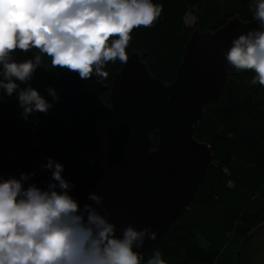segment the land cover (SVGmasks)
Segmentation results:
<instances>
[{
	"label": "water",
	"instance_id": "95a60500",
	"mask_svg": "<svg viewBox=\"0 0 264 264\" xmlns=\"http://www.w3.org/2000/svg\"><path fill=\"white\" fill-rule=\"evenodd\" d=\"M259 29V21L237 15L215 31L195 29L170 84L154 78L139 53H131L113 77L109 105L101 100L107 87L96 76L81 80L52 68L58 102L51 119L34 127L31 114L25 122L17 97L1 115L0 175L19 179L35 172L23 187L46 191L49 182H57L50 170H40L41 161L62 164V178L75 185L69 195L82 213L89 204L116 225L117 238L129 225L157 233L154 241L146 235L139 249L134 243L133 251L142 256L188 209L213 163L210 147L193 133L226 83L230 65L223 53L233 39ZM154 131L158 140L152 147ZM90 194L102 196L101 204L88 200Z\"/></svg>",
	"mask_w": 264,
	"mask_h": 264
},
{
	"label": "clouds",
	"instance_id": "9594fccd",
	"mask_svg": "<svg viewBox=\"0 0 264 264\" xmlns=\"http://www.w3.org/2000/svg\"><path fill=\"white\" fill-rule=\"evenodd\" d=\"M162 5L152 0H0V89L12 97L20 84L31 81L41 64V55L50 58L53 69L77 73L79 79L93 76L107 79L103 69L109 62H128L126 49L137 28H151L162 13ZM254 19L260 29L241 34L223 53L237 71H251L250 83L264 87V0H257ZM39 55L17 62V50ZM47 92L58 102L56 93ZM25 122L33 113L48 114L52 105L39 91L27 86L17 95ZM3 97H0V104ZM43 170L51 171L48 190L33 185L24 188L19 179L0 175V264H141L142 256L133 251L144 244V237L156 240L150 227L140 231L130 225L116 236V225L89 204L81 205L69 195L75 185L62 173V164L47 158ZM58 186L59 191L53 190ZM103 197L90 194L88 200L101 204ZM147 264H166L157 251Z\"/></svg>",
	"mask_w": 264,
	"mask_h": 264
},
{
	"label": "trees",
	"instance_id": "16d2710c",
	"mask_svg": "<svg viewBox=\"0 0 264 264\" xmlns=\"http://www.w3.org/2000/svg\"><path fill=\"white\" fill-rule=\"evenodd\" d=\"M162 5V13L151 28H137L126 49L140 55L154 78L170 84L175 79L181 53L191 33L215 31L229 19H254L257 0H152ZM194 13L196 23L189 27L185 18ZM38 50L25 53L34 59ZM122 63L109 62L103 69L107 79L96 76L106 85L101 95L109 105L108 91ZM233 67L229 66L224 88L203 117L194 125V138L206 143L213 163L184 214L171 225L163 238L144 251L141 264H147L157 251L166 264H249L253 238L264 227V87L250 83L254 72L244 71V93L231 86ZM38 90L52 105L47 115L33 113L34 122L45 123L54 113V99L47 92L56 84L50 58L41 55V64L30 82L19 84L17 92L0 104L1 115L27 86ZM55 92V91H54ZM152 147L156 131L149 134ZM45 158L40 163L43 171Z\"/></svg>",
	"mask_w": 264,
	"mask_h": 264
},
{
	"label": "rangeland",
	"instance_id": "374dc122",
	"mask_svg": "<svg viewBox=\"0 0 264 264\" xmlns=\"http://www.w3.org/2000/svg\"><path fill=\"white\" fill-rule=\"evenodd\" d=\"M185 23L189 27L195 26L196 18L193 12L187 15V17L185 18ZM11 59L17 62H21L25 60V53H22L17 50L16 52L11 54ZM2 79L3 77L2 75H0V80ZM244 82H245L244 71H237L234 69L232 72L230 85L235 86L236 89H238V92L240 91V93L242 94L244 93V87H245ZM16 83L18 85L20 84L19 81H16ZM0 97H3V102L9 99V97L4 95L3 89H0ZM38 123H41V121L40 120L35 121L33 126L35 127V125ZM250 255L251 257L249 264H264V227H262L256 232L255 237L253 238L252 254Z\"/></svg>",
	"mask_w": 264,
	"mask_h": 264
}]
</instances>
